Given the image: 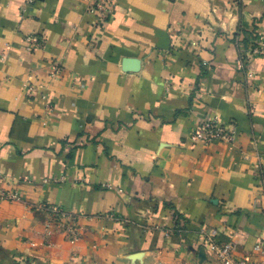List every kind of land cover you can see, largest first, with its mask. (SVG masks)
I'll list each match as a JSON object with an SVG mask.
<instances>
[{"label": "crops", "instance_id": "1", "mask_svg": "<svg viewBox=\"0 0 264 264\" xmlns=\"http://www.w3.org/2000/svg\"><path fill=\"white\" fill-rule=\"evenodd\" d=\"M92 4L0 0V264H216L212 230L258 262L264 0ZM205 118L232 143H190Z\"/></svg>", "mask_w": 264, "mask_h": 264}, {"label": "built area", "instance_id": "2", "mask_svg": "<svg viewBox=\"0 0 264 264\" xmlns=\"http://www.w3.org/2000/svg\"><path fill=\"white\" fill-rule=\"evenodd\" d=\"M36 0H28L29 3L33 4ZM91 1L92 7L89 11L96 17L97 26L103 27L113 17L115 10L117 9V0H89ZM29 45L27 50L32 52L44 45V40L40 39L35 35H31L26 38ZM258 45L251 50L245 51L239 58V68L245 69L247 59L260 54L262 48H264V38L259 37L257 41ZM61 69L53 64L51 68V75H59ZM35 87H29V91ZM48 103L49 99L42 96ZM51 109V106H49ZM235 137V133L228 128V125L221 122L218 118H205L201 119L198 124L189 133L188 141L193 144L211 145L213 143H232ZM1 182V179H0ZM1 187V186H0ZM110 188V186H108ZM0 195L2 194L0 188ZM9 198H14L8 195ZM56 219L61 224L67 225L70 235L75 237L76 221L70 215H66L60 212L58 209H54ZM205 236V242L213 255L214 262L216 264H264V243L260 242L255 245L253 249L254 255H257L261 259L256 262L252 261L248 257H240L238 255V249L235 242V236L230 235L228 240L222 241L221 235L218 231L212 230L203 233Z\"/></svg>", "mask_w": 264, "mask_h": 264}]
</instances>
